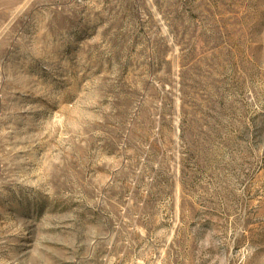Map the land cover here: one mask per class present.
I'll list each match as a JSON object with an SVG mask.
<instances>
[{"label":"rangeland","instance_id":"1","mask_svg":"<svg viewBox=\"0 0 264 264\" xmlns=\"http://www.w3.org/2000/svg\"><path fill=\"white\" fill-rule=\"evenodd\" d=\"M0 264H264V0H0Z\"/></svg>","mask_w":264,"mask_h":264}]
</instances>
